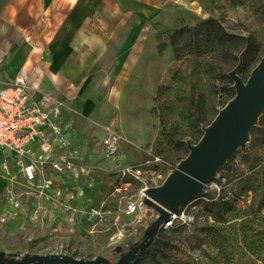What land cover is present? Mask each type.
<instances>
[{
  "label": "rangeland",
  "instance_id": "1",
  "mask_svg": "<svg viewBox=\"0 0 264 264\" xmlns=\"http://www.w3.org/2000/svg\"><path fill=\"white\" fill-rule=\"evenodd\" d=\"M168 1L172 19L145 23L131 66L99 68L113 74L91 83L89 117L81 122L69 111L70 124L86 129L65 151L64 173L37 163L27 180L26 162L0 163V252L115 263L114 250L128 252L156 220L143 191L186 157L185 142L197 143L201 127L231 99L228 73L239 55L243 80L264 55V0ZM10 69V83L27 79L20 65ZM76 101L81 113L87 100ZM107 131L118 139L112 154L101 144ZM250 138L245 154L238 151L206 193L182 208L190 224L160 229L131 264H264V112ZM150 156L164 164L141 167L139 179L124 174ZM132 203L138 208L128 215Z\"/></svg>",
  "mask_w": 264,
  "mask_h": 264
},
{
  "label": "crops",
  "instance_id": "2",
  "mask_svg": "<svg viewBox=\"0 0 264 264\" xmlns=\"http://www.w3.org/2000/svg\"><path fill=\"white\" fill-rule=\"evenodd\" d=\"M168 2L0 0V83H8L10 68L20 65L36 99L49 101L50 109L61 104L60 121L75 146L86 128L74 119L70 124L69 111L81 122L89 117L96 92L91 83L113 74L99 68L131 66L142 49L145 23L172 19ZM78 99L87 100L81 113ZM5 160L15 162L11 153L0 151V163Z\"/></svg>",
  "mask_w": 264,
  "mask_h": 264
},
{
  "label": "water",
  "instance_id": "3",
  "mask_svg": "<svg viewBox=\"0 0 264 264\" xmlns=\"http://www.w3.org/2000/svg\"><path fill=\"white\" fill-rule=\"evenodd\" d=\"M243 65V52L237 66L228 73L234 96L220 109L207 126H202V136L195 144L186 141L188 154L174 169L168 170L159 185L143 191L145 205L154 209L158 217L145 230L140 242L121 254L112 263L103 257L93 260L75 259L66 255L12 256L0 252V264H131L153 244L157 232L168 222L169 215H178L190 201L206 193L205 187L219 178L218 172L238 152L245 154L250 144V133L258 126L264 112V55L251 70L246 80L239 72Z\"/></svg>",
  "mask_w": 264,
  "mask_h": 264
},
{
  "label": "built area",
  "instance_id": "4",
  "mask_svg": "<svg viewBox=\"0 0 264 264\" xmlns=\"http://www.w3.org/2000/svg\"><path fill=\"white\" fill-rule=\"evenodd\" d=\"M36 99L26 79L15 78L11 83H0V151L11 153L22 165V171L27 180H33L36 164L49 163L51 169L62 174L70 167V160L65 151L72 148L71 141L60 121L61 104ZM118 139L111 131H107L101 139L106 153H114ZM34 147H36L34 149ZM164 162L158 156H150L140 166L125 169L135 179L142 173L141 167H155ZM208 187V185H207ZM49 190V185L43 186ZM138 205L132 203L127 214L137 211ZM191 218L180 210L178 215L170 214L168 222L162 225V230L174 228L176 225H188Z\"/></svg>",
  "mask_w": 264,
  "mask_h": 264
},
{
  "label": "trees",
  "instance_id": "5",
  "mask_svg": "<svg viewBox=\"0 0 264 264\" xmlns=\"http://www.w3.org/2000/svg\"><path fill=\"white\" fill-rule=\"evenodd\" d=\"M204 23H206V22H202V24L201 25H203ZM200 25V26H201ZM222 37H224V38H228V39H231V38H234V36H231V35H227L226 33H222ZM238 40H241V41H244V43L246 44V46H247V51H249L250 50V48H251V45H250V43H249V41L246 39H238ZM259 61H260V59H259ZM230 93H231V96L233 97L234 96V92H233V90L231 89L230 90ZM232 97H231V99H232Z\"/></svg>",
  "mask_w": 264,
  "mask_h": 264
}]
</instances>
